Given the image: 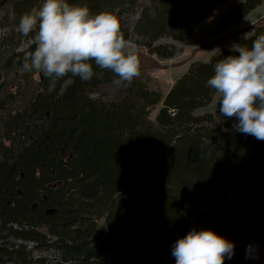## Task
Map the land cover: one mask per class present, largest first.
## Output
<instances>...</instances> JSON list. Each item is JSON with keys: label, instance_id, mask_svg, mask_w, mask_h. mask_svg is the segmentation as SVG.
Returning a JSON list of instances; mask_svg holds the SVG:
<instances>
[{"label": "trees", "instance_id": "obj_1", "mask_svg": "<svg viewBox=\"0 0 264 264\" xmlns=\"http://www.w3.org/2000/svg\"><path fill=\"white\" fill-rule=\"evenodd\" d=\"M6 1L0 264H175L171 246L193 228L235 242L225 264H264V140L236 132L235 118L219 110L196 114L216 94L206 86L214 64L238 53L224 49L208 62H192L164 97L143 68L127 86L96 68L90 81L69 74L49 92V79L22 67L34 33L17 30L20 17L43 0H3L0 10ZM262 1L240 2L223 25L241 21ZM69 2L115 15L126 38L138 36V47L170 58L176 47L156 43L186 40L190 26L224 0ZM261 34L264 20L240 46L251 47ZM16 74L20 83L12 81Z\"/></svg>", "mask_w": 264, "mask_h": 264}, {"label": "clouds", "instance_id": "obj_2", "mask_svg": "<svg viewBox=\"0 0 264 264\" xmlns=\"http://www.w3.org/2000/svg\"><path fill=\"white\" fill-rule=\"evenodd\" d=\"M17 30L22 36L34 33L35 48L25 54L22 67L49 79V92L69 74L90 81L97 75L96 68L110 70L117 77L113 82L124 86L139 75V37L126 38L111 13L92 14L87 5L69 0H43L39 8L20 17ZM233 51L238 55L214 64L206 86L218 96L220 115L235 118L233 130L264 140V34L251 47L233 45ZM235 248L234 241L213 229L193 228L173 242L171 255L175 264H225Z\"/></svg>", "mask_w": 264, "mask_h": 264}, {"label": "rangeland", "instance_id": "obj_3", "mask_svg": "<svg viewBox=\"0 0 264 264\" xmlns=\"http://www.w3.org/2000/svg\"><path fill=\"white\" fill-rule=\"evenodd\" d=\"M3 0H0V3ZM245 0H224L223 3L216 6L205 19L193 23L190 26V34L184 41H174L163 38L156 44H172L176 47V54L170 58H161L151 53L145 47H138V59L143 73L151 79V84L158 88V91L164 97L175 84L177 79L183 75L192 62H208L217 53L224 49H233V45H240L243 40L254 34V27L257 22L264 20V0L253 9L244 19L231 25H223L224 18L240 3ZM4 2L0 10L1 17L7 16L10 11L8 3ZM7 25L0 24V35H4V29ZM246 36V38H245ZM6 39V38H5ZM27 46L22 43L18 50ZM37 74L35 78H37ZM14 83H20V76L15 75L12 78ZM162 103L155 105L149 119L155 121ZM219 110V99L214 95L212 102L196 111L197 115ZM53 252L35 253V257L41 255H50ZM36 264V263H33Z\"/></svg>", "mask_w": 264, "mask_h": 264}, {"label": "water", "instance_id": "obj_4", "mask_svg": "<svg viewBox=\"0 0 264 264\" xmlns=\"http://www.w3.org/2000/svg\"><path fill=\"white\" fill-rule=\"evenodd\" d=\"M41 77L43 78V75H41Z\"/></svg>", "mask_w": 264, "mask_h": 264}, {"label": "crops", "instance_id": "obj_5", "mask_svg": "<svg viewBox=\"0 0 264 264\" xmlns=\"http://www.w3.org/2000/svg\"><path fill=\"white\" fill-rule=\"evenodd\" d=\"M248 18V16L246 17V19Z\"/></svg>", "mask_w": 264, "mask_h": 264}, {"label": "bare ground", "instance_id": "obj_6", "mask_svg": "<svg viewBox=\"0 0 264 264\" xmlns=\"http://www.w3.org/2000/svg\"><path fill=\"white\" fill-rule=\"evenodd\" d=\"M43 81V80H42Z\"/></svg>", "mask_w": 264, "mask_h": 264}]
</instances>
